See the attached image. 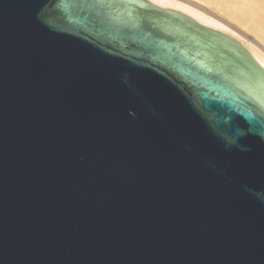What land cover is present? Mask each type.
Returning <instances> with one entry per match:
<instances>
[{
  "label": "water",
  "instance_id": "water-1",
  "mask_svg": "<svg viewBox=\"0 0 264 264\" xmlns=\"http://www.w3.org/2000/svg\"><path fill=\"white\" fill-rule=\"evenodd\" d=\"M0 264H264V68L149 0H0Z\"/></svg>",
  "mask_w": 264,
  "mask_h": 264
},
{
  "label": "bare ground",
  "instance_id": "bare-ground-1",
  "mask_svg": "<svg viewBox=\"0 0 264 264\" xmlns=\"http://www.w3.org/2000/svg\"><path fill=\"white\" fill-rule=\"evenodd\" d=\"M149 1L180 10L204 25L227 33L238 40L264 68V0ZM206 4L215 7L220 14L205 9Z\"/></svg>",
  "mask_w": 264,
  "mask_h": 264
},
{
  "label": "rangeland",
  "instance_id": "rangeland-1",
  "mask_svg": "<svg viewBox=\"0 0 264 264\" xmlns=\"http://www.w3.org/2000/svg\"><path fill=\"white\" fill-rule=\"evenodd\" d=\"M206 6H207V8H206ZM208 7H209V8H208ZM205 9H207V10H208V9H209V10L211 9V11H214V14H215V13H216V14H217V13L220 14V13L217 11V9H216L215 7L213 8V7L210 6L209 4H206V5H205ZM233 24H235V23H233ZM235 25H236V24H235ZM237 41H238V40H237ZM238 42H239V41H238ZM239 43H240V42H239Z\"/></svg>",
  "mask_w": 264,
  "mask_h": 264
}]
</instances>
